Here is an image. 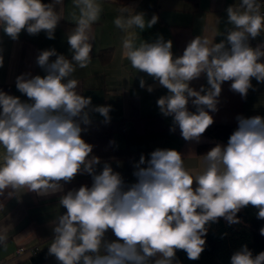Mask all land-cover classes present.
<instances>
[{"label":"clouds","instance_id":"9594fccd","mask_svg":"<svg viewBox=\"0 0 264 264\" xmlns=\"http://www.w3.org/2000/svg\"><path fill=\"white\" fill-rule=\"evenodd\" d=\"M71 4L75 24L67 34L71 59L54 48L40 51L36 63L46 74L25 73L15 81L29 102L0 91V147L4 149L0 197L19 198L26 191L48 196L63 192V185L77 174L92 177L91 187L82 185L60 197L66 212L54 221L48 254L59 264H179L177 250L186 252L189 260L199 259L206 243V225L218 218L237 224V213L252 205L258 209L257 217L264 219L261 116H238V127L227 145L217 144L203 155L202 172H190L182 154L173 149H156L147 160L141 155L135 164L137 182L127 188L110 164L104 163L102 171L96 172L100 158H89L93 145L82 138L86 131L82 125L92 123L90 111L109 123L111 106L93 107L91 97L80 94L79 82L72 77L77 67L84 69L91 63L92 28L102 6L99 0H71ZM64 7V0H0V29L14 41L22 30L29 35L43 31L54 39L59 22L65 19ZM261 7V0H239L229 6L231 27L225 39L215 43L196 36L180 56H174L172 41L163 36L137 43L134 30L151 28L158 16L146 20L132 6L119 9L114 24L125 33L123 56L134 69L168 90L157 105L165 117L173 118L185 141L199 142L213 124L209 113L218 110L224 82L231 81V90L241 97L253 88L252 78L264 83V44L252 47L249 43L264 33ZM3 63L0 55V67ZM202 75L208 87H191ZM139 84L146 86L143 78ZM153 90L147 86L148 92ZM189 102L195 111L189 110ZM109 230L115 240L106 239ZM260 234L264 236V227ZM6 242L7 231H0V245ZM230 264H264V251L254 256L244 245L232 254Z\"/></svg>","mask_w":264,"mask_h":264},{"label":"crops","instance_id":"0c3cea01","mask_svg":"<svg viewBox=\"0 0 264 264\" xmlns=\"http://www.w3.org/2000/svg\"><path fill=\"white\" fill-rule=\"evenodd\" d=\"M51 2V0H49ZM102 6L100 19L93 24V49L91 63L87 68H76L73 77L78 80V91L85 97H91L92 106H111V120L105 124L104 118L90 111L92 123L82 125L86 131L81 133L86 143L93 145L91 156L100 158L96 172L103 169L104 163L110 164L115 172L120 173L125 187L137 182L134 175L135 164L141 155L150 159V153L156 149H173L182 154L185 167L193 174L204 170L203 155L209 150H199L208 144L209 138L203 133L200 141H185L178 126L173 125L172 117H165L159 110L157 100L168 94V90L154 81L144 72H138L130 61L123 56L122 40L125 33L118 29L115 18L123 6H132L136 12H143L146 20L153 15L158 22L143 31L134 30L137 43L140 40L153 42L159 36L165 41L171 40L174 56H180L189 41L196 36H205L210 41L219 43L225 39L227 28L226 9L238 4L239 0H99ZM62 19L56 30L55 38L48 39L45 32L29 35L22 30L18 40H12L0 29V55L4 58L0 67V91L17 96L21 101L29 102L16 86V77L31 73L32 76L46 73L36 63L40 51L54 48L58 54L71 59L72 52L67 42L68 32L75 27L71 22L74 8L71 0H64ZM59 10V6H57ZM250 46L264 44V33L250 39ZM104 54H107V58ZM51 57L50 60H55ZM264 62V58H262ZM146 82L144 88L139 81ZM253 88L246 97L231 90V81L222 84L218 97L217 111L210 112L214 122H227L238 125L237 117H264V83L252 78ZM152 85L153 91H147ZM208 87L205 75L193 80L191 87L199 90ZM190 111L195 107L189 102ZM175 127V131L171 129ZM112 142V143H110ZM4 149L0 147V156ZM146 166V165H142ZM63 183V182H61ZM82 185L91 187L92 177L88 173L77 174L63 185L64 191L48 196H39L35 192H23L19 198L0 197V231H7V242L0 245V264H59L54 256H47L44 248L54 238L53 226L57 216L66 212L59 204V199L67 191L79 189ZM195 181L193 187H195ZM6 196V193H5ZM106 239L115 240L111 230ZM38 246L40 250L29 256L15 252L19 246Z\"/></svg>","mask_w":264,"mask_h":264},{"label":"trees","instance_id":"16d2710c","mask_svg":"<svg viewBox=\"0 0 264 264\" xmlns=\"http://www.w3.org/2000/svg\"><path fill=\"white\" fill-rule=\"evenodd\" d=\"M43 2L49 3V0H43ZM104 55L106 57L103 58L106 59L107 54ZM237 127L238 125L233 123L213 122L204 133L210 141L208 144L200 146L199 150H210L217 144L226 146L229 137ZM257 212L256 207L248 205L237 213V218L240 221L237 224L230 225L223 218H218L215 223H209L206 225L208 231L204 237L206 241L204 251L199 259L189 260L186 252L177 250L176 261L179 264H230L232 254L244 245H247L254 256L264 251V236L260 234V229L264 227V219H259ZM49 246L44 248L47 256H51L48 254ZM36 247L33 252H29V256L40 250L38 246Z\"/></svg>","mask_w":264,"mask_h":264},{"label":"built area","instance_id":"2783aa9c","mask_svg":"<svg viewBox=\"0 0 264 264\" xmlns=\"http://www.w3.org/2000/svg\"><path fill=\"white\" fill-rule=\"evenodd\" d=\"M261 3H262L261 12L264 13V0H261ZM36 248H37L36 246H30V247L19 246L16 248L15 252L17 254H22L25 253L26 251L33 252Z\"/></svg>","mask_w":264,"mask_h":264}]
</instances>
